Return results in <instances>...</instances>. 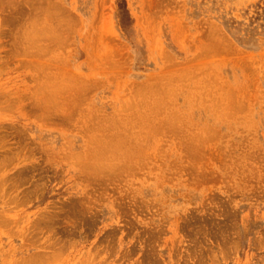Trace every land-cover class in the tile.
Segmentation results:
<instances>
[{"label":"rangeland","instance_id":"374dc122","mask_svg":"<svg viewBox=\"0 0 264 264\" xmlns=\"http://www.w3.org/2000/svg\"><path fill=\"white\" fill-rule=\"evenodd\" d=\"M0 264H264V0H0Z\"/></svg>","mask_w":264,"mask_h":264},{"label":"bare ground","instance_id":"6f19581e","mask_svg":"<svg viewBox=\"0 0 264 264\" xmlns=\"http://www.w3.org/2000/svg\"><path fill=\"white\" fill-rule=\"evenodd\" d=\"M49 14H50V13H49ZM49 14H48V15H49ZM51 14H53V13H51ZM48 15H47V16H48ZM53 15H54V14H53ZM51 17H52V16H51ZM47 18H48V17H47ZM49 18H50V16H49ZM54 18H55V17H54ZM51 19H53V18H51ZM214 26H215V25H214ZM214 26L212 25L211 27H214ZM178 27H179V26H178ZM178 27H177V28H178ZM215 28H216V26H215ZM215 28H214V29H213V28H210V29L213 30V31H215V30H216ZM49 29H50V28H47V30H49ZM218 29H221V28L219 27ZM218 29H217V31H216L217 33L215 32V33H216L215 35L217 36L216 39L218 38V41H220V44H224V43H225V44H226V47L228 48L229 44L226 43V42H229V43H230V41H227V40H229L230 38H227L228 36H227V34H226L225 32H224V34H223V33L221 34V33L219 32L220 30H218ZM177 30H178V29H177ZM179 30H180V29H179ZM179 30H178V31H179ZM221 31L223 32V30H221ZM179 33H180V32H179ZM213 33H214V32H213ZM218 33H219V35H222V36L224 35V36L227 38V40H226V39L224 40V37L221 38V36H220V39H219V35H218ZM215 35L213 34V35L211 36L210 34H207V38H208V37H209V38L207 39V40H208L207 44L205 43L206 46L209 47V45H210V46L213 48L212 45H215L214 48H220V47H218V46L216 47V42H217V41H215ZM213 36H214V38H213ZM209 39H210V42L214 40L215 43L212 42L213 44H210V43H209ZM221 39H222L223 41H225V42H223ZM221 42H222V43H221ZM192 43H193V42H192ZM196 43H197V45H198V43L200 44V41H194L193 44H196ZM205 44H204V45H205ZM230 44H231V43H230ZM232 44H233V43H232ZM232 44H231L230 46H232ZM154 45H155V44H154ZM197 45H196V48H198ZM200 45H201V47H199V50L203 51L202 48H203L204 45H203L202 41H201V44H200ZM234 45H236V44L234 43ZM188 46H190V49H191V48H192V49L195 48V46H193V45H188ZM206 46H205V47H206ZM230 46H229L228 49L231 48ZM227 48H226V49H227ZM210 49H211V48H210ZM236 49H237V48H235V50H236ZM187 50H188V49H187ZM194 50H195V49H194ZM196 50H197V49H196ZM196 50H195V52H196ZM218 50H219V49H218ZM223 50H224V51H230V50H225V49H223ZM191 51H192V50H191ZM231 51H232V50H231ZM185 52H186V51H185ZM195 52L193 51L192 53H195ZM198 52H199V51H198ZM217 52H218V51H217ZM232 52H235V51H232ZM204 53H205V52H204ZM239 53H241V52H239ZM190 54H191V53H190ZM235 54H236V53H235ZM241 54H242V53H241ZM187 56H188V55H187ZM239 56H240V55H239ZM237 57H238V56H237ZM242 57H243V55H242ZM187 58H188V57H187ZM239 58H240V57H239ZM243 59H244V58H243ZM187 61H189V59H187ZM187 63H188V62H187ZM189 64H190V63H189ZM179 79H180V78H179ZM144 82H145V81H144ZM198 82H200L201 86H200V84H198ZM208 82H209V81H208ZM196 83H197V84H196ZM58 84H59V83H57V85H58ZM194 84H195V85H199L200 88L202 87V82H201L200 80L194 82ZM206 84H207V82H206ZM209 84H211V83H209ZM59 85H60V84H59ZM147 85H148V83H147ZM151 85H152V86H151ZM60 86H61V85H60ZM139 86H141V85H139ZM142 86H143V84H142ZM144 86H146V85H144ZM150 86L153 87L154 85H153V84H149V86H147L146 88L143 87V88H144V90H143V95L146 94V92L144 93V91H148L147 88L150 87ZM158 86H159V85H157V87H158ZM163 86H165V85H163ZM209 86H210V85H209ZM209 86L204 84L203 87H206L205 89L207 90ZM61 87H62V86H61ZM151 87H150V89H151ZM203 87H202V88H203ZM154 88H155V87H154ZM171 88H173V87H171ZM200 88H199V89H200ZM145 89H146V90H145ZM158 89H159V87H158ZM169 89H170V88H169ZM199 89H197V90H199ZM209 89H210V88H209ZM209 89H208V90H209ZM58 90H59V89H58ZM140 90H141V89H140ZM156 90H157V88L154 89V91H156ZM154 91H148V92H149L148 95H150V96H148V95H147V96H148V97H151L152 94H151L150 92H154ZM161 91H162V90H161ZM161 91H160V93H161ZM170 91H172V90H170ZM170 91H168V90L166 91V93L168 92L167 95L170 94V93H169ZM136 92H137V91H136ZM163 92H165V90H163ZM197 92H198V91H197ZM197 92H195V94H197ZM199 92H200V90H199ZM156 93H158L157 96H158V95H162V94H159V90L156 91ZM156 93H155V95H156ZM52 94H53V92H52ZM136 94L138 95V94H142V93H136ZM136 94H134L133 96L136 97V96H137ZM153 94H154V93H153ZM53 95H54V97H55L56 94H53ZM225 95H226V94H224V95L220 98L221 100H220L219 102L222 103L223 105L226 103V104H225V107L222 105V106L224 107V109L226 108V105H228L229 103H230V104H229L228 106L231 105V106H230V108H231V107L233 106V104H231V103H232L231 100H228V101L226 100V99H230V98H229V94H227V95H228L227 97H226ZM49 96H50V100H51V98L53 99V96H52V95H49ZM192 96H195V95L193 94ZM199 96H200V94H199ZM224 96H225V97H224ZM46 97H47V96H46ZM46 97H45V98H46ZM135 97H133V98L135 99ZM137 97H139V96H137ZM137 97H136V98H137ZM141 97H142V96L140 95L139 98H141ZM148 97H147V99H146L147 101H148L149 99H151V98L148 99ZM161 97H163V95L160 96V98H161ZM196 97H197V95H196ZM139 98H138L137 100H141V101H142V99H139ZM142 98H143V97H142ZM160 98L158 97V99H160ZM163 98H164V97H163ZM223 98L226 100V101L224 100L225 102L222 101ZM192 99H193V98H192ZM135 100H136V99H135ZM152 100H154V99H151V101H152ZM155 100H156V99H155ZM160 100H161V99H160ZM165 100L168 102V100L166 99V95H165V98H164L163 101H165ZM141 101H140V103H141ZM147 101H144V102H142V103L144 104V103L147 102ZM156 101H157V100H156ZM156 101H155L154 103H156ZM161 101H162V100H161ZM161 101H160L159 103H162ZM166 101H165V103L163 102L165 105H166ZM229 101H230V102H229ZM227 102H228V103H227ZM152 103H153V101H152ZM157 103H158V102H157ZM163 103H162V106L159 105L161 108H160L159 106H158L159 108L157 107V108L159 109V112H161L162 109H165V106H163V105H164ZM142 106H143V105H142ZM222 106H221V107H222ZM144 107L146 108V106H144ZM144 107H142L143 110H146ZM154 107H155V106H154ZM154 107H152V108H154ZM162 107H164V108H162ZM218 107H220V106H218ZM223 107H222V108H223ZM147 108H148V107H147ZM150 108H151V107H150ZM150 108H148V109H150ZM152 108H151L150 110L153 112L152 115L154 116V114H155L154 112H156L158 109H157V108H154V109H156V111H154V109H152ZM215 108H217V107H215ZM131 109H132V108H131ZM134 109H135V108H134ZM129 110H130V109H129ZM135 110H136V109H135ZM135 110H130V112L127 113V114L130 115V114L133 113V112H131V111H135ZM160 110H161V111H160ZM218 110H220V112H222V111H221L222 109H220V108L216 109L215 111L218 113ZM226 110H227L226 112H228V114H229V113H231L230 110H232V109L227 108ZM229 111H230V112H229ZM137 112L139 113V111H137ZM137 112H134V113H137ZM142 112H143V111H142ZM152 112H151V113H152ZM157 112H158V111H157ZM162 112H163V111H162ZM140 113H141V112H140ZM164 113H165V112H163V115H164ZM166 113H167V112H166ZM155 115H156V114H155ZM163 115H162V116H163ZM166 115H167V114H165V116H166ZM168 115H169V116H167V117H171L170 119L173 121L172 123H173V127H174V128L170 126L172 123H171V124L168 123V124H169V127H170V129L172 128L174 131H176V130H175V129H176V127H175L176 125H174V120H173V118L175 119V117L172 118V116H174V115H171V114H168ZM170 115H171V116H170ZM218 115H219V114H218ZM162 116H159V117H158V118H159V121H160V119H161L162 121H165V119L167 118V117H162ZM219 116H221V115H219ZM224 116H226V115H224ZM224 116H222V117H224ZM229 116H230V115H229ZM128 117H129V116H128ZM160 117H162V118H160ZM110 118H112V117H110ZM126 118H127V116H126ZM147 118H148V117H147ZM158 118H157L155 121L153 120V121L155 122L154 125L157 123L156 121H158ZM106 119H107V118H106ZM113 119L116 120V118H113ZM152 119H154V118H152ZM163 119H164V120H163ZM104 120H105V119H104ZM108 120H109V119H108ZM132 120H134V121L136 120V121H137L136 118H134V119H132ZM145 120H147V119H145ZM168 120H169V118H167V120H166L165 122H159V121H158L159 123H157V124H160V128H161V130L163 129L162 126H163V127L165 126V128L167 127V121H168ZM171 120H170V121H171ZM119 121H121V120H119ZM138 121H139V120H138ZM153 121H152V122H153ZM176 121H177V120H176ZM176 121H175V122H176ZM121 122H122V121H121ZM140 122H141V121H139L137 125H139ZM145 122H146V121H145ZM147 122H149V120H148ZM147 122H146V125H147ZM168 122H169V121H168ZM179 122H180V121H178V123H179ZM115 123H116V124H115ZM115 123H113V124H114V125H117V127H119V122L116 121ZM124 123H125V122L121 123V127H122V125H123V126L126 125V124H124ZM127 123H129V122H127ZM149 123H151V120H150ZM149 123H148V124H149ZM161 123H162V124H161ZM151 124H152V126H151L152 129L156 127L155 129H153V132L157 129V130L159 131V132L156 131L157 134L160 133L161 130H159V128H158L159 125L153 127V123H151ZM151 124H149V125H151ZM157 124H156V125H157ZM164 124H166V125H164ZM114 125L111 126V124H110L111 127H109V125H107V129L109 128V130H107V132H106V131H102V130H101L102 128H101V129H98V131L101 130L100 133H102V134H98V133H96V131H95V133H96L98 136H102V138H103V137L106 136V134H105V135L103 134L104 132H105V133H108V131H109V134H108V135H110V134H111V130H110V129H115V130H112V134H111L113 138H111V137H110L111 135H110L109 137H110L111 139H110L108 136H106V137H105L106 139L103 138V140H106L107 147H108V146H111V147H109V148H111L112 150H113V149L116 150L118 156H119V153H120V152L118 153V151H119L118 149H120V150L123 152L124 148L127 147L126 149H127L128 154L130 155L131 160H130V161L128 160L127 153L124 154V157L127 156V158H126L125 160L131 162V163H129L130 166H131L132 164H134V163L136 162L135 160L138 159L137 157H136L137 159H134V158L132 157V156H134V152H135V149H136L135 144H133L134 146H132V144H130L131 142L133 143V141L130 140V139H131V135H132L131 132L134 131V130H133V127H134L135 125H133V127H132V125H131V128H132V129H131L130 126H129L130 124L127 125L128 128H129L128 130H133V131H129V132H130V138H129V136H127V135H129V134H128L129 132H127V135H126V136H127V137H126V141H125V135H124L125 133H123V131H122V129H124V127H122V129H120L121 127L118 128V129H119V133H118V131H117V133H115L116 130H117V129H116L117 127L114 126ZM137 125H136V126H137ZM149 125H147V126H149ZM161 125H162V126H161ZM113 126H114L115 128H114ZM100 127H101V126H99V128H100ZM169 127H167V128L169 129ZM97 128H98V125H97ZM105 128H106V125H105L104 129H105ZM126 128H127V127H125V130H127ZM134 128H135V127H134ZM136 128L138 129V126H137ZM149 128H150V126H149ZM167 128H166V129H167ZM172 129H171V131H172ZM125 130H124V131H125ZM128 130H127V131H128ZM114 131H115V132H114ZM113 132H114V133H113ZM121 132H122L123 136H122V134H120ZM140 132H141V131H140V129H139V131L134 132V134L136 133V136H138V135L140 136V135H142V134H139ZM145 132H147V134H149L148 132H151V131L146 130ZM162 132H165V130L163 129ZM113 134H114V135L117 134V135L114 137ZM119 134H120L122 137H124V138H122V140L124 139L123 142H122L121 139H120V140L117 139V138L120 136ZM134 134H133V135H134ZM150 134H151V133H150ZM154 134H156V133L154 132ZM154 134H153V135H154ZM118 135H119V136H118ZM93 136H94V135H93ZM197 136H199V135H197ZM94 137H95V136H94ZM94 137H92V138L94 139ZM107 137H108V138H107ZM116 137H117V138H116ZM132 137H134V136H132ZM143 137H144V134H143ZM193 137H196V136H193ZM193 137H191V138H193ZM119 138H121V137H119ZM135 138H136V137H135ZM137 138H138V137H137ZM141 138H142V137H140V139H141ZM196 138H198L196 141H197V143H199L200 138H199V137H196ZM93 139H91V142L94 141ZM116 139H117V140H116ZM140 139H138V140H140ZM142 139L144 140L145 138H142ZM95 140H96V139H95ZM129 140H130V142H129ZM145 140H146V139H145ZM198 140H199V141H198ZM140 141H141L140 143H142V144L144 143V142H142V140H140ZM96 142L99 143V144H98V147H97V143L94 142V143L96 144L95 148H99L100 150H97V149L95 150V148H94L95 152L92 153V155H96V156H98V157L101 156V155H104L105 153H107L106 155H109V157L104 156V159H103V157L98 159V160H100V163L103 162V163H101V164L104 165V163L107 161V159H108V160H111L112 155H113V156H115V155L117 156V154H115V155L112 154V151H111V150L109 151V148H107L106 146H105V147H106L107 149H106V148H103V146L100 145L101 142H100L99 140H96ZM125 142H127V143L129 142V145H130V146H129L127 143L125 144ZM136 142H138V141L136 140ZM136 142H135V143H136ZM121 143H122V147H123L122 149H121V146H120ZM123 143H124L125 145H124ZM197 143H196V144H197ZM95 144H94V145H95ZM102 144H103V143H102ZM142 144H141V146H142ZM99 145H100V147L102 146L101 148H103V149H101V148L99 147ZM91 146H93V143L91 144ZM91 146H90V148L92 149ZM128 146H129V147H128ZM93 147H94V146H93ZM132 147L135 148V149H133ZM142 147L144 148V145H143ZM128 148H130V149H128ZM131 148H132V149H131ZM105 150H106V151H105ZM128 150H130V151H128ZM132 150H133V152H132ZM97 151H98V152L101 151L102 153L99 152V155H98V154H97V153H98ZM108 151H109V153H108ZM124 151L126 152V150H124ZM137 151H139V150H137ZM141 151H143V150L141 149ZM90 152H93V151H90ZM96 152H97V153H96ZM131 152H132V153H131ZM130 153L132 154V156H131ZM138 153H139V152H138ZM89 154H90V153H89ZM89 154H87L86 156H88ZM100 154H101V155H100ZM110 154H111V155H110ZM120 154H123V153H120ZM90 155H91V154H90ZM92 155H91V157H90L89 160H92V161L95 160V161H96L98 157L95 159L94 156H92ZM86 156H85V158H83V157H82V158L85 160V159H86ZM96 156H95V157H96ZM110 156H111V157H110ZM118 156H117V157H118ZM122 156H123V155H122ZM105 157H107V158H105ZM120 157H121V156H119L118 158H120ZM124 157H123V158H124ZM141 157H142V156H141ZM92 158H93L94 160H93ZM132 158H133V159H132ZM139 158H140V157H139ZM102 159H103V161H102ZM105 159H106V160H105ZM115 159H116V158H115ZM104 160H105V161H104ZM113 160H114V157H113L112 161H113ZM123 160H124V159H123ZM123 160H122V161H123ZM132 160H133L134 163L132 162ZM139 160H141V159H139ZM95 161H94V162H95ZM97 162H98V161H97ZM107 162H109V161H107ZM107 162L105 163V165H107ZM100 163H99V168H101V167L103 166V165H102V166L100 167ZM109 163H110L111 166H113L114 163H116V162H115V160H114L113 162L110 161ZM112 163H113V164H112ZM91 164H92V163H90L89 165H91ZM105 165H104V166H105ZM84 167H85V166H84ZM132 167H133V166H132ZM132 167H130V168H132ZM87 168H88V167H85L86 171H90V167L88 168V170H87ZM103 168H104V167H103ZM114 168H115V167H114ZM111 169H112V168H111ZM111 169L106 170V168H105V170H106L109 174H110V171L113 172L114 174H117V173H118V172H116V169H117V168H116V169H112V170H111ZM125 169H126V168H125ZM128 169H129V166H128ZM109 170H110V171H109ZM113 170H114V171H113ZM117 171H119V170L117 169ZM97 172H98V171L96 170L95 173H96V174H100L99 172H98V173H97ZM115 172H116V173H115Z\"/></svg>","mask_w":264,"mask_h":264}]
</instances>
